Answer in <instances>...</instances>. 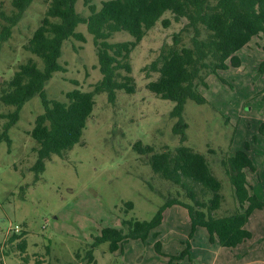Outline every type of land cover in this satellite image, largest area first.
I'll list each match as a JSON object with an SVG mask.
<instances>
[{
	"label": "rangeland",
	"instance_id": "obj_1",
	"mask_svg": "<svg viewBox=\"0 0 264 264\" xmlns=\"http://www.w3.org/2000/svg\"><path fill=\"white\" fill-rule=\"evenodd\" d=\"M49 1L32 0L10 36L0 40V95L18 64L28 57L41 67V60L25 50L24 44L40 24ZM102 1L77 0L75 9L88 15V5L98 8ZM1 10L9 13L11 0H0ZM161 18L170 19L168 26L156 21L130 51L134 92L116 89L111 100L107 92L95 94L80 142L62 156L51 155L39 173L31 169L36 160L32 148L37 143L30 131L43 107L37 95L21 107L18 120L7 129L10 142L0 140V264H139L141 260L142 264H154L155 258L165 262L180 254L190 230L180 215L175 219L167 208L161 212L163 225L154 228L144 242L129 240L114 252L108 250L107 242L92 247L102 228H117L122 218L150 220L167 199L188 201L178 185L154 175L148 156L138 151L137 142L141 147L151 145L155 151L173 150L183 144L205 155L221 182L223 200L216 215L234 209L232 188L220 161L232 148L244 149L245 141L249 148L264 149V72L257 69L261 56L253 47L244 48L240 66L220 72L224 83L214 74L206 78L208 88L200 87V92L208 102L198 104L187 99L184 103L182 117L187 126L181 143L180 135L173 133L178 120L171 115L174 102L146 87L157 74L147 75L143 67L161 47L172 44L174 34H180L183 45L190 44V34L180 30L183 21L175 22L169 11ZM3 24L0 18V29ZM75 31L83 33L85 41L69 37L62 42L59 62L66 70L54 72L45 85L50 99L63 100L64 93L74 88L91 90L101 78L92 35L83 23ZM109 40L132 37L119 31ZM13 110L0 99V134L8 120L5 115ZM126 202L132 203L131 209ZM11 229L20 237L8 241ZM180 235L183 239L179 240ZM22 238L26 242L23 252L17 246ZM156 240L162 254L155 251ZM206 240L193 234L188 255L172 261L211 264L214 244ZM89 250L93 262H88Z\"/></svg>",
	"mask_w": 264,
	"mask_h": 264
},
{
	"label": "trees",
	"instance_id": "obj_2",
	"mask_svg": "<svg viewBox=\"0 0 264 264\" xmlns=\"http://www.w3.org/2000/svg\"><path fill=\"white\" fill-rule=\"evenodd\" d=\"M31 1L11 0L12 10L9 13L0 11L4 22L0 40L10 36L12 27ZM76 1H49L40 24L24 44L25 50L41 60V67L37 60L28 57L18 64L0 95L4 104L14 107L5 115L8 120L0 134V140L5 139L8 143L7 129L18 120L23 104L35 95L40 99L43 112L36 116L30 131L37 143L32 148L36 160L31 167L36 173L43 170L44 161L51 155L62 156L80 142L93 109L95 94L107 92L111 100L116 89L134 92L130 51L156 21L160 20L163 27L168 26L170 19L161 18L165 11L171 13L175 22L183 21L180 30L190 34V44H180V34H174L172 44L167 48L161 47L158 55L143 69L147 70V75L157 74L155 79L147 82L146 87L157 96L174 102L171 115L178 120L173 133L180 135L181 143L185 140L187 126L182 117L184 103L187 99L198 104L208 102L200 87L208 88L206 78L209 75L214 74L224 83L220 72L238 68L241 50L249 47L260 54L257 69L264 72V0H103L98 8L89 4L88 15L76 11ZM80 23L85 24L92 35L101 78L91 90L74 88L64 93L63 100L50 99L45 85L54 72L66 70L59 62L62 42L69 37L85 41L83 33L75 31ZM119 31H126L132 40L110 41L113 34ZM136 144L138 151L148 156L147 163L154 175L178 185L188 201L169 198L150 220L122 218L119 227L102 228L92 247L107 242L108 250L114 252L121 250L129 240L144 242L161 223V212L172 205L186 209L190 232L185 248L180 254L170 256V261L188 255L190 240L198 226L206 229L210 242L216 241L227 248H234L250 238V232L244 225L254 209L264 207V200L248 190L245 171L254 170V165L247 153L249 146L246 141L244 149L224 156L220 161L237 205L235 211L221 216L216 215L223 200L221 182L214 176L205 155L183 144L163 151H155L151 145L141 147L140 142ZM126 206L131 209L132 203L126 202ZM8 234L11 235L8 241L20 237L14 229ZM25 245L24 238L17 243L21 252L25 250ZM154 248L162 254L159 240L155 241ZM87 256L88 262L94 261L92 250L87 252Z\"/></svg>",
	"mask_w": 264,
	"mask_h": 264
},
{
	"label": "crops",
	"instance_id": "obj_3",
	"mask_svg": "<svg viewBox=\"0 0 264 264\" xmlns=\"http://www.w3.org/2000/svg\"><path fill=\"white\" fill-rule=\"evenodd\" d=\"M251 49V47H249ZM258 54V51L256 52ZM237 69V68H236ZM239 150V149H238ZM237 151L236 149H231L229 155L231 156ZM250 160L254 165V170H246V180L248 182V190L251 194H254L258 199L264 200V149H252L247 150ZM181 208V211L179 210ZM237 208L234 202V209L224 215H228L235 211ZM169 211L175 219L179 218L183 220L184 224L187 225L186 228L190 230V222L187 211L184 207L179 205H172L167 207L166 212ZM174 211L172 214L171 212ZM180 211V212H177ZM176 212V213H175ZM170 217V215L168 216ZM162 223L159 225H163ZM178 220V219H177ZM244 227L250 232V238L243 241L234 248H227L220 246L216 241L212 242L214 244L213 257L211 258V264H264V207L260 209H254L248 216ZM194 234L203 235L209 241V235L205 228L196 227ZM162 237V235H161ZM183 237H179L180 239ZM138 241V240H137ZM140 241V240H139ZM210 242V241H209ZM182 243V242H181ZM179 247V246H178ZM194 246L192 245V248ZM180 248V247H179ZM174 251L176 248L173 249ZM141 251V249H140ZM177 252V251H175ZM192 253V250H191ZM154 264H175V261L161 262L155 258ZM143 260L139 264H142Z\"/></svg>",
	"mask_w": 264,
	"mask_h": 264
}]
</instances>
